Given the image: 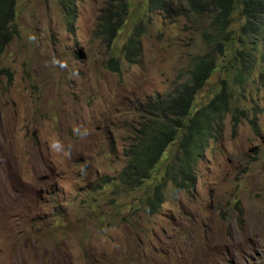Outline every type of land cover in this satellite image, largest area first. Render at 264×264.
I'll list each match as a JSON object with an SVG mask.
<instances>
[{"label":"rangeland","instance_id":"rangeland-1","mask_svg":"<svg viewBox=\"0 0 264 264\" xmlns=\"http://www.w3.org/2000/svg\"><path fill=\"white\" fill-rule=\"evenodd\" d=\"M70 1L72 30L61 0H17L16 33L0 57L11 71L0 76V264H264V31L239 42L243 19L233 14V48L218 55L191 112L222 80L231 89L229 110L196 162L194 187L175 193L168 182L151 214L146 200L165 164L129 190L118 179L122 150L143 120L137 105L173 94L207 50L208 16L127 0L129 15L108 47L92 30L114 0ZM170 1L173 11L179 4ZM138 23L142 51L128 63L121 49ZM236 49L251 51L242 84L234 77L241 64ZM111 57L118 71L107 67ZM239 110L245 116L233 128ZM76 126L88 135H75ZM49 136L71 148L70 159H53ZM178 139L164 162L178 151ZM105 175L111 180L101 185Z\"/></svg>","mask_w":264,"mask_h":264},{"label":"trees","instance_id":"trees-1","mask_svg":"<svg viewBox=\"0 0 264 264\" xmlns=\"http://www.w3.org/2000/svg\"><path fill=\"white\" fill-rule=\"evenodd\" d=\"M64 2L68 24H72L73 9ZM110 0L107 2L108 5ZM157 9L170 14L208 16L207 25L202 31V39L207 50L199 54L187 74V77L175 88L173 94L163 98L148 99L137 105L142 113L138 128L128 137L127 146L122 150L126 162L118 179L127 189L139 187L156 170L163 161L165 168L160 182L154 185L153 194L146 200L149 213H155L164 201L163 189L168 182L173 184L174 192L191 189L196 183L195 165L202 158L204 148L209 139L215 138V124L222 121L229 110L231 89L225 80L215 95L203 106L195 109L193 102L196 94L205 85L211 74L217 68L218 55H223L227 49H232L234 36L229 28L233 22V14L237 12L243 19L239 42L244 43V37H263L264 31V0H177L179 4L172 11L170 0H149ZM17 0H0V57L6 45L12 40L16 28L14 26L15 7ZM130 4L127 0H114L112 6L101 10L96 24V36L101 42L111 47L118 30L129 15ZM140 23L133 26L122 46V55L126 62L135 63L141 55ZM241 64L235 74V80L242 84L251 70L249 61L250 50L236 49ZM107 67L112 71L120 69L119 60L111 57ZM11 77L9 67L1 64L0 76ZM178 84V83H177ZM232 116L233 128L239 122V114L245 116L242 110ZM254 133L260 134L256 122L250 119ZM181 133H180V132ZM180 133V134H179ZM179 135L177 149L168 160L163 159L166 148L173 144ZM111 177H104L101 185L106 184Z\"/></svg>","mask_w":264,"mask_h":264},{"label":"clouds","instance_id":"clouds-1","mask_svg":"<svg viewBox=\"0 0 264 264\" xmlns=\"http://www.w3.org/2000/svg\"><path fill=\"white\" fill-rule=\"evenodd\" d=\"M70 0H61V3L64 5V2H66L67 4H69ZM71 2V1H70ZM72 3V2H71ZM65 6V5H64ZM66 7V6H65ZM64 7V9H65ZM70 7L73 9V7L71 6L70 4ZM73 13H74V16H72V24L71 26L68 24V20H67V16H66V12L64 13V19H65V22L68 26V28L70 30H72L73 28V23H74V19H75V15H76V10L73 9ZM99 18V16L97 17V19ZM97 19H96V24H97ZM96 24H95V27L93 28L92 30V37L96 38V39H99V37L96 36ZM143 29V28H142ZM142 38V36H141ZM31 40H35L36 37L35 36H32L30 37ZM101 42V40H100ZM102 43V42H101ZM112 45V44H111ZM136 63V62H135ZM52 64L53 65H56V66H59L61 68H65L67 67L66 64L62 63L61 61L53 58L52 60ZM112 71V70H111ZM73 133L81 138H84L88 135V129L87 128H82L80 126H76L73 128ZM45 143L47 145V148H48V151H49V154L53 157L54 160H67V159H70L71 158V148L66 146L64 144V142L58 137V136H49L45 139ZM104 177H110L108 175H105L103 176L102 178ZM103 180V179H102ZM101 184V183H100Z\"/></svg>","mask_w":264,"mask_h":264},{"label":"bare ground","instance_id":"bare-ground-1","mask_svg":"<svg viewBox=\"0 0 264 264\" xmlns=\"http://www.w3.org/2000/svg\"><path fill=\"white\" fill-rule=\"evenodd\" d=\"M1 223H2V217H0V226H1Z\"/></svg>","mask_w":264,"mask_h":264}]
</instances>
